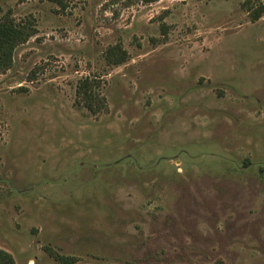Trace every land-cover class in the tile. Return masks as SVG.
<instances>
[{
  "label": "rangeland",
  "instance_id": "1",
  "mask_svg": "<svg viewBox=\"0 0 264 264\" xmlns=\"http://www.w3.org/2000/svg\"><path fill=\"white\" fill-rule=\"evenodd\" d=\"M262 8L0 0V18L35 31L0 73V250L15 264H264ZM84 79L96 112L76 96Z\"/></svg>",
  "mask_w": 264,
  "mask_h": 264
},
{
  "label": "trees",
  "instance_id": "2",
  "mask_svg": "<svg viewBox=\"0 0 264 264\" xmlns=\"http://www.w3.org/2000/svg\"><path fill=\"white\" fill-rule=\"evenodd\" d=\"M145 4L158 2L159 0H138ZM264 14V8L255 11L254 19ZM35 31L29 26L17 24L5 14L0 18V73L8 70L12 65L13 53L16 47L26 42L34 35ZM107 61L113 65L121 64L126 60V53L119 47L109 48ZM94 82L84 79L78 83L76 96L89 112H96L100 109V99L95 92ZM51 257L58 264H76L73 257L62 256L50 253ZM0 264H15L12 257L0 250Z\"/></svg>",
  "mask_w": 264,
  "mask_h": 264
}]
</instances>
